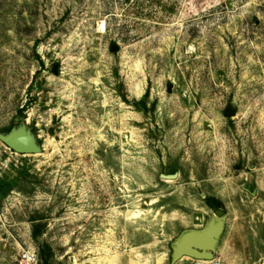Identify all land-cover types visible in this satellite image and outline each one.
<instances>
[{
    "label": "rangeland",
    "instance_id": "obj_1",
    "mask_svg": "<svg viewBox=\"0 0 264 264\" xmlns=\"http://www.w3.org/2000/svg\"><path fill=\"white\" fill-rule=\"evenodd\" d=\"M23 118L0 264H264V0H0V133ZM216 209L215 259L173 263Z\"/></svg>",
    "mask_w": 264,
    "mask_h": 264
},
{
    "label": "water",
    "instance_id": "obj_2",
    "mask_svg": "<svg viewBox=\"0 0 264 264\" xmlns=\"http://www.w3.org/2000/svg\"><path fill=\"white\" fill-rule=\"evenodd\" d=\"M237 111L226 112L230 117ZM0 140L19 154H37L43 151V146L28 120L23 118L21 123L7 133H0ZM177 174L163 175L165 179H176ZM226 228V215L222 209H216V216L202 229H190L184 231L174 244L173 263H177L184 257H192L198 260L212 261Z\"/></svg>",
    "mask_w": 264,
    "mask_h": 264
},
{
    "label": "built area",
    "instance_id": "obj_3",
    "mask_svg": "<svg viewBox=\"0 0 264 264\" xmlns=\"http://www.w3.org/2000/svg\"><path fill=\"white\" fill-rule=\"evenodd\" d=\"M213 264H220V263H218V262L215 260V262H214Z\"/></svg>",
    "mask_w": 264,
    "mask_h": 264
},
{
    "label": "bare ground",
    "instance_id": "obj_4",
    "mask_svg": "<svg viewBox=\"0 0 264 264\" xmlns=\"http://www.w3.org/2000/svg\"><path fill=\"white\" fill-rule=\"evenodd\" d=\"M28 122H29V121H28ZM107 262H108V261H107ZM113 262H114V261H113ZM214 262H215V261H213V263H214ZM213 263H212V264H213ZM109 264H110V263H109ZM111 264H112V262H111Z\"/></svg>",
    "mask_w": 264,
    "mask_h": 264
}]
</instances>
